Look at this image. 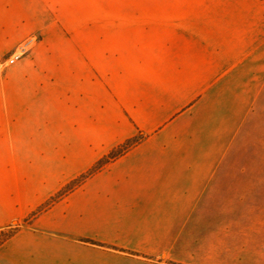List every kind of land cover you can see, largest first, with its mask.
<instances>
[{
  "label": "crops",
  "instance_id": "crops-1",
  "mask_svg": "<svg viewBox=\"0 0 264 264\" xmlns=\"http://www.w3.org/2000/svg\"><path fill=\"white\" fill-rule=\"evenodd\" d=\"M262 112L264 0H0V232L23 223L0 264H264L232 247L264 228V168L229 150Z\"/></svg>",
  "mask_w": 264,
  "mask_h": 264
},
{
  "label": "rangeland",
  "instance_id": "rangeland-1",
  "mask_svg": "<svg viewBox=\"0 0 264 264\" xmlns=\"http://www.w3.org/2000/svg\"><path fill=\"white\" fill-rule=\"evenodd\" d=\"M80 2L81 5L86 7L158 6V0H80ZM3 62L2 65H4ZM3 67L6 66L4 65ZM254 121L258 122L259 127L250 129L248 135L249 140L247 142H241L238 137L229 148L232 153L233 166H247L254 169L264 168V112ZM260 220V225L264 226V219ZM21 225L23 223H16L13 227ZM242 235L244 237L242 236L240 240H234L232 247L244 250H264V228L257 232H247Z\"/></svg>",
  "mask_w": 264,
  "mask_h": 264
},
{
  "label": "trees",
  "instance_id": "trees-1",
  "mask_svg": "<svg viewBox=\"0 0 264 264\" xmlns=\"http://www.w3.org/2000/svg\"><path fill=\"white\" fill-rule=\"evenodd\" d=\"M139 141H140V138L132 140V141L128 142L127 144L118 148L116 151H113L107 157L100 160L97 163V165L90 172H88L87 174L80 177L78 180L69 184L66 188H64L61 192H59L56 196H54L50 201H48L46 205H44L37 212H35L30 217L28 222L30 223L32 220H35L41 213L48 210L49 208L54 206L56 203H58L59 201L64 199L66 196H68L70 193H72L76 188L81 186L89 177H91L92 175L99 172L105 165H107L108 163H110L111 161L116 159L117 157L124 154L130 147H132L133 145H135ZM20 229H21V226H17V227H11V228H8L6 230L1 231L0 232V246L3 245L8 240H10L12 237H14L20 231ZM83 241H85L87 243L95 244V245L104 246L103 244H99L98 242L93 241V240H83Z\"/></svg>",
  "mask_w": 264,
  "mask_h": 264
},
{
  "label": "built area",
  "instance_id": "built-area-1",
  "mask_svg": "<svg viewBox=\"0 0 264 264\" xmlns=\"http://www.w3.org/2000/svg\"><path fill=\"white\" fill-rule=\"evenodd\" d=\"M39 42V37H32L25 43L20 45L15 51H13L3 62L8 67L16 64L30 55L36 44Z\"/></svg>",
  "mask_w": 264,
  "mask_h": 264
}]
</instances>
